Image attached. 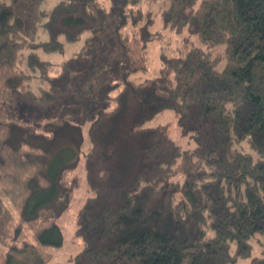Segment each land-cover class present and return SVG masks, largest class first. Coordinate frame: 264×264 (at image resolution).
I'll use <instances>...</instances> for the list:
<instances>
[{"label":"trees","instance_id":"trees-1","mask_svg":"<svg viewBox=\"0 0 264 264\" xmlns=\"http://www.w3.org/2000/svg\"><path fill=\"white\" fill-rule=\"evenodd\" d=\"M19 1L0 0V264L37 243L62 244L79 168L89 190L76 217L83 245L65 264H235L253 240L264 254V0H162L164 26L201 44L163 55L157 75L139 83L120 31L131 27L147 53L159 0H60L38 41L26 36ZM110 16L119 41L101 81L79 93L113 106L85 120V105L70 100L78 58L99 50ZM83 35L80 55L62 65L40 55L65 53ZM166 110L186 147L162 126Z\"/></svg>","mask_w":264,"mask_h":264},{"label":"rangeland","instance_id":"rangeland-1","mask_svg":"<svg viewBox=\"0 0 264 264\" xmlns=\"http://www.w3.org/2000/svg\"><path fill=\"white\" fill-rule=\"evenodd\" d=\"M59 1L60 0H20L19 3L16 4V12L21 15L26 22V36L29 37L32 41L47 40L49 38L48 32L43 23L47 20L50 10ZM99 1L107 7H110L111 5V0ZM161 4L162 0H159L152 8V10L155 12L157 11V13L156 21L153 27L154 40L150 44L147 53L144 54V52L142 51L141 42L136 39L133 34L134 30L131 27H125L120 31L121 33H124L126 38H128L129 44L131 46V57L134 61L135 67L141 68L131 74V80L134 81V83H139L147 78L156 76L161 64V57L163 55L178 56L179 54L186 52V50L194 44H201L197 36L190 34L187 29H185L181 33H177L170 27H165L161 18ZM146 6H143V8L145 9L148 7ZM117 23V19L114 16H110L109 28L103 36V44L101 45L99 50H97L89 57L82 58L83 60L81 59V57L78 58L81 66H78L77 68V74L74 81L75 86L72 90L73 93L70 100H78L83 105H85V111L82 116L85 120L88 115L96 111V107L98 108L100 106H113V104L107 105V103H105V105L98 103L93 105L92 100L87 96L88 94L79 93V91H90L93 86L97 85L101 81L99 69L106 62V53L117 43V41H119ZM85 37L86 35H83L81 39L67 43L65 53H46L39 50L40 55L44 59L54 61V63L58 64V66L62 65L63 59H70L74 56V58H77L80 55L79 51H81V47L84 44ZM31 50V47H26L21 51V65L24 68H26L27 66V56ZM142 67L147 68L143 69ZM30 111L28 110V112ZM17 113L22 116L23 109L21 108V106L17 107ZM164 113H166L164 115L165 118L161 119V114H159L158 118L153 119L149 122V124L156 125L160 117L162 126L170 134H172V136L179 143H182V145L186 147L189 142L188 136L183 135L180 132L177 125L175 113L171 110H166L164 111ZM38 115H40L39 112ZM83 123L85 126L84 133L86 136V127L88 125V122L86 123V121H84ZM244 149L256 155V153L250 147H248L247 144H244ZM76 173L81 176V185L74 191L73 201L59 221L63 236L62 244L59 246L52 244L43 246L41 244H38L34 239L35 237L32 236L33 231L26 225H24V231L27 235L26 238L31 239L37 243L36 250L29 253L18 254L14 257L12 264H65L74 256L76 252H78L82 248L83 243L81 239L75 234L76 217L78 209L81 207L84 200L89 195V190L84 177H82L81 175L82 170H80L79 168L70 175ZM9 207L13 209L11 205ZM260 237L262 240H264V237H262L261 235ZM251 243L252 250L250 255L247 257H240L235 264H257L255 262L256 259H260L264 256L261 250V245L259 244V240H253Z\"/></svg>","mask_w":264,"mask_h":264}]
</instances>
